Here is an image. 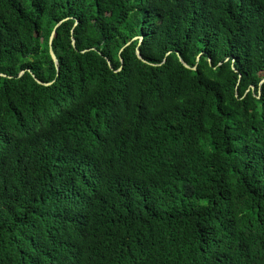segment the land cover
Listing matches in <instances>:
<instances>
[{"label":"trees","instance_id":"obj_1","mask_svg":"<svg viewBox=\"0 0 264 264\" xmlns=\"http://www.w3.org/2000/svg\"><path fill=\"white\" fill-rule=\"evenodd\" d=\"M263 80L264 0H0V264H264Z\"/></svg>","mask_w":264,"mask_h":264},{"label":"water","instance_id":"obj_2","mask_svg":"<svg viewBox=\"0 0 264 264\" xmlns=\"http://www.w3.org/2000/svg\"><path fill=\"white\" fill-rule=\"evenodd\" d=\"M57 27H58V26H57ZM57 27L54 29V31H53V33H52V35H51V38H50V45L52 44L53 39H54V37H55ZM73 43H74V41H73ZM50 52H51V56H52L53 60L57 63L56 55L53 53L52 49L50 50ZM138 56H139V58H141V56H140L139 53H138ZM194 69H195V68H194ZM36 80H37L38 83H40V84H44V83H42L41 81H39L38 79H36ZM263 82H264V80L262 81V83H263ZM45 85H47V84H45Z\"/></svg>","mask_w":264,"mask_h":264}]
</instances>
